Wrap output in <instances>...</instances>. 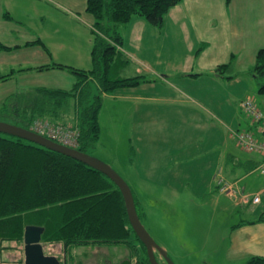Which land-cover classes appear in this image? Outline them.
Here are the masks:
<instances>
[{
	"label": "rangeland",
	"instance_id": "1",
	"mask_svg": "<svg viewBox=\"0 0 264 264\" xmlns=\"http://www.w3.org/2000/svg\"><path fill=\"white\" fill-rule=\"evenodd\" d=\"M186 1L170 8L159 27L135 17L128 25L107 29L110 36L121 37L123 52L113 62L108 75L111 79L140 76L145 84L102 95L97 116L99 138L88 153L109 164L126 181L143 212V226L174 264H242L243 260L234 261L226 255L231 230L255 220L256 216L251 214L252 207L236 205L221 191L222 180L216 176L213 180L217 159L205 148L212 142L220 143L224 127L230 125L236 113H243L238 106L245 97L256 98L259 104L258 99L264 96L258 92L263 79L251 73L245 66L247 61L237 74L240 83H230L225 77L215 83L210 70L194 74L197 70L193 66L202 65L197 60L212 67L215 60L212 56L228 48L215 45L211 55L199 56L198 37L205 29V21L200 19L193 30V14L213 9L210 0H198L191 5ZM64 4L61 0H0V16L1 11L10 14L13 22L6 25L14 26L13 33L0 31V42L10 48L0 50V76L5 78L0 81V121L13 122L14 115L27 120L30 112H25L22 104L35 88L70 90L82 80V76L66 69L33 73L35 68H29L31 63L42 60L32 54L37 46H24L25 41L38 40L30 35L44 28L41 41L45 45L59 41L81 49L86 47L84 38L90 36L92 48L98 34L94 17L85 14L78 15V19L64 17L69 10ZM48 6L64 13H56L54 21L48 22ZM28 27L31 29L26 31ZM71 29L79 34L71 33ZM53 31L58 34L48 35ZM220 31L212 28L207 32L208 37L214 42ZM243 42L250 47L264 45V31L251 28ZM17 43L23 45L19 50L14 46ZM69 53L68 50L66 59ZM229 57L221 61L225 63ZM25 58L31 62H23ZM243 58L247 59L248 53ZM63 65L72 67L68 63ZM88 84L92 95L97 94L94 83ZM135 94L144 95L145 100L137 103ZM67 109L61 120L74 122L71 107ZM258 170L263 172L259 166ZM5 243L6 251L11 254L17 250L18 256L22 250L23 264V237L16 243ZM42 244L44 252L57 255L60 264L65 261V264H118L130 255L129 249L120 245H87L65 252L61 244ZM159 257L158 261L165 264ZM8 259L12 260L13 256L8 255ZM131 261L134 264V258Z\"/></svg>",
	"mask_w": 264,
	"mask_h": 264
},
{
	"label": "trees",
	"instance_id": "2",
	"mask_svg": "<svg viewBox=\"0 0 264 264\" xmlns=\"http://www.w3.org/2000/svg\"><path fill=\"white\" fill-rule=\"evenodd\" d=\"M181 1L86 0V12L94 17L98 33L90 49L91 68L84 71L61 64L35 68L37 71L66 69L82 76V80L70 90L35 88L22 104L25 112H30L27 120L14 115L10 123L26 128L37 117L60 120L71 107L79 130L78 150L88 153L99 138L97 116L102 95L145 84L140 76L111 79L108 75L120 54L116 47L120 48L122 43L120 36H110L107 29L128 24L134 17L159 27L168 10ZM230 2L224 0L226 6ZM4 17L13 21L7 13ZM25 44L38 45L49 55L40 40ZM205 48V44H199L198 51ZM0 50L10 48L0 44ZM232 59L233 56L228 63L216 67V73L229 71ZM250 71L263 79L258 92L264 95V48L256 52ZM4 79L1 75L0 81ZM89 81L94 83L97 94L92 95ZM132 195L142 223L143 212L133 191ZM26 225L44 227L41 242L61 244L65 252L87 245H120L129 249L127 257L134 258V264H149L145 248L127 219L121 193L110 179L75 159L0 133V245L20 241ZM245 264H264V257L252 256Z\"/></svg>",
	"mask_w": 264,
	"mask_h": 264
},
{
	"label": "crops",
	"instance_id": "3",
	"mask_svg": "<svg viewBox=\"0 0 264 264\" xmlns=\"http://www.w3.org/2000/svg\"><path fill=\"white\" fill-rule=\"evenodd\" d=\"M61 1L66 2V4L64 5L69 8V10L66 11V13L68 14L65 13L66 15H64V17L78 19L77 17L80 14L90 15L86 12V0H78L76 4L75 0ZM196 1L198 0H188L186 2L191 5L192 2ZM210 2L213 9L212 11H196V14H193V30H195L197 23H200V19H203L205 21V29L204 31H200L198 43L200 45L202 43L205 44L206 48L201 51H198L199 56L205 53H210L209 55H211L212 47L215 45L223 44L227 46L228 50L222 54L212 56V58H215V60H213L214 64L212 67L207 66L206 62L203 60H197L198 62H201L202 65L193 66L196 67L197 70L194 74L199 75L200 73L204 72V70H210L211 73L214 75V78L216 79L215 83L218 80L224 79V77L226 79L229 77L232 78L229 79L230 83H240V77H237L239 69L244 67L245 61H247V65L245 66H247L248 69H251L254 65L256 52L259 49L264 48V45L250 47V44L248 43L247 46H245L243 42V38L248 35L249 30L251 28H253L257 32L264 31V0H231L228 6L225 5L224 0H210ZM48 7L50 9L48 11V14L50 15L48 22L54 21L56 13H64L55 6ZM248 8L250 9L248 10ZM1 14L2 15L0 16V31L2 32V30L6 29L8 32L13 33L14 31L11 28H13L14 26L6 25L7 22L13 21L8 19L7 17H4V14H6L5 12L1 11ZM7 15L10 16V14L8 13ZM134 19L135 17L132 18V20L128 24L132 23ZM16 27H18L20 30L22 29V27L20 26ZM212 28H217L221 30L218 35V39L214 42L208 37L207 34V32ZM29 29L31 28H26V31H29ZM20 30H18V32H20ZM44 30L45 28L38 31L37 33H31L32 35L30 36L38 38V40L41 41V37L44 34ZM22 31L26 32L25 30ZM70 32L74 34H79L78 31H76L75 29H71ZM1 34L2 33H0V36ZM57 34L58 32L53 31L48 35ZM26 42H32V40L25 41V43ZM53 43L54 44L48 43L50 47L43 43L48 49L49 55L42 49V47L34 45L37 46V50L33 51L32 54L35 58H37L38 60L41 59L42 61L41 63H31L32 65L29 68H34L37 65L44 66L47 63L49 66H51L53 64L51 63L52 61H55L54 64H72L71 66L73 68L82 70H89L91 68L92 65L90 61V36L89 38H84V44H86V47L81 48L82 50L80 48H73L70 45L66 46L63 42L59 41ZM14 46L20 45L19 43H17ZM68 50L70 51V53L68 54L69 59H66L67 57H65V55L67 54ZM246 53H248V58L244 59L243 56ZM227 55H230V57L233 56L232 64L231 67H229V71L227 70L228 72H225L223 74L216 73L217 64L221 65L229 62L230 57L225 63L224 61H221L226 60L225 56ZM22 61L26 63L28 61V58H25ZM0 62H2V60H0ZM30 62L31 61H28V63ZM36 72L40 71L34 70L33 73ZM226 73H229V75L225 76ZM11 76H14V74ZM133 97L135 98L137 103H140L141 100H145L144 95L135 94L133 95ZM258 102L259 104L256 100V103L258 104L259 108L264 112V96H260ZM229 123V126L224 127L223 138L220 139V143L216 145V143L212 142L210 147L207 146V148H205L206 150L212 151L213 155L217 159V170L220 171V174L215 172L213 174V180L216 174V177L223 179L225 182L235 187H238L243 193L251 194L258 191L261 187H264V171L260 172L258 170L259 163H261V161L263 160V156L257 152H245L244 150H242L237 145L235 139L231 136V132L236 130H251L255 133L258 139H261L260 128L257 127L256 124L251 123L249 117L245 113H242L240 111L234 115V119L230 120ZM206 131L208 133L209 129L207 128ZM211 133L213 134L214 131L211 130ZM224 136L225 140H223ZM211 137H213V135ZM233 201L236 205L245 204V202H243L242 200ZM245 205L252 207L251 214L253 216H256V219L244 222L231 230L229 246L230 248H228L226 254L230 259L234 261L243 260L242 264H245L246 261L252 256L264 257V199L261 201L260 204L257 205H253L250 203H246ZM6 249L8 248H6V243L4 242L2 246L0 245V264H7V262L22 264L21 249L18 252V256L17 254H15V252L17 251L16 249L14 254H11V252L6 251ZM47 254L52 253L48 252ZM8 255L13 256V259H8Z\"/></svg>",
	"mask_w": 264,
	"mask_h": 264
},
{
	"label": "water",
	"instance_id": "4",
	"mask_svg": "<svg viewBox=\"0 0 264 264\" xmlns=\"http://www.w3.org/2000/svg\"><path fill=\"white\" fill-rule=\"evenodd\" d=\"M0 133L26 140L50 151L70 157L105 175L114 183L121 193L127 219L136 237L145 248L149 264H161L157 259L159 256L165 264H174L168 257L166 250L154 241L141 223L135 209L131 188L109 164L88 153L63 146L22 126L9 122L0 121ZM43 232L44 227L42 226H25L23 232L24 264H59V260L55 256L44 254L41 244V235ZM156 253L159 256H157ZM118 264H131V261L129 259H123Z\"/></svg>",
	"mask_w": 264,
	"mask_h": 264
},
{
	"label": "built area",
	"instance_id": "5",
	"mask_svg": "<svg viewBox=\"0 0 264 264\" xmlns=\"http://www.w3.org/2000/svg\"><path fill=\"white\" fill-rule=\"evenodd\" d=\"M243 106L254 121H260L264 124V114L257 110L251 101H245ZM31 129L41 135H45L53 141L71 148L76 147L78 144V131L71 126L51 124L47 121L37 120L31 125ZM236 138L238 144L246 150L257 151L264 154V138L261 142H257L249 133H238ZM221 191L230 196H237L239 194L236 188L232 185L226 184L225 182L222 183ZM243 197L247 199L249 196L244 195ZM250 198L252 203H259L261 199L264 198V188L260 189Z\"/></svg>",
	"mask_w": 264,
	"mask_h": 264
},
{
	"label": "flooded vegetation",
	"instance_id": "6",
	"mask_svg": "<svg viewBox=\"0 0 264 264\" xmlns=\"http://www.w3.org/2000/svg\"><path fill=\"white\" fill-rule=\"evenodd\" d=\"M106 264H110L109 262H107Z\"/></svg>",
	"mask_w": 264,
	"mask_h": 264
}]
</instances>
